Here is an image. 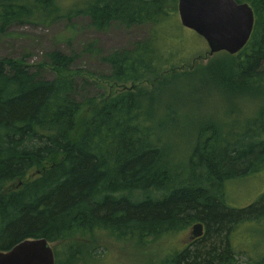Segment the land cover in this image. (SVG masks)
<instances>
[{"label":"trees","instance_id":"trees-1","mask_svg":"<svg viewBox=\"0 0 264 264\" xmlns=\"http://www.w3.org/2000/svg\"><path fill=\"white\" fill-rule=\"evenodd\" d=\"M236 1L255 14L249 43L197 67L192 55L184 58L188 51L173 61V41L166 37L171 23L182 26L178 0H73L67 8L62 0H0V36L15 25L62 21L72 31L81 17L97 32L152 26L148 40L128 49L105 54L97 42L84 47L111 69L100 77L103 87L143 84L113 97L80 98L84 73L72 68L82 53L53 50L36 68L0 59V250L45 238L64 243L65 253L54 249L56 264H98L89 244L99 231L136 240L198 221L204 234L193 242L201 245L159 264H241L233 238L244 223L264 231V193L235 209L228 206L227 187L264 172V105L250 118L256 103L264 104V0ZM45 67L58 76L45 78ZM191 73L211 95L232 104L250 100L249 120L241 124L240 109L224 105L234 114L231 123L209 114L195 134L180 140L175 100L205 94L185 80ZM209 238H222L224 248L216 246L202 260ZM258 255L246 264H264V253Z\"/></svg>","mask_w":264,"mask_h":264},{"label":"rangeland","instance_id":"rangeland-1","mask_svg":"<svg viewBox=\"0 0 264 264\" xmlns=\"http://www.w3.org/2000/svg\"><path fill=\"white\" fill-rule=\"evenodd\" d=\"M72 1L62 0V6L67 8ZM176 15L181 24L178 11ZM171 24L173 29L168 30L166 37L173 41L172 50L175 51L174 54L177 56L174 57L173 61L183 56V53L180 52L188 51L189 54L184 56V58L189 59L192 55L191 59L194 58L193 61H197L194 66L203 67L211 59L219 55L218 53L217 55H210V49L206 41L194 31L184 28L175 22ZM71 25L74 26L72 31L67 29L69 24L66 21L51 27L15 25L10 28L8 35L0 36V59L11 58L17 61H24L31 67L36 68L44 62L45 56L53 50H60L68 55L76 52L82 53L72 68L84 73L82 75L84 79H79L78 81L79 85L84 87L80 91L81 99L93 96L99 97L102 94L107 97H113L129 90L138 91L143 87V84H128L126 87L115 85L103 87L100 84V77L101 75L109 74L111 72L110 67L102 63L99 57L84 53L83 50L91 42H97V47L105 54L131 48L135 43L150 38L152 33L151 25L136 26L129 29L114 25L108 31L97 32L90 28L89 19L86 17L75 19ZM159 32L160 35H163L161 29H159ZM43 76L47 79H54L58 74L54 73L51 68L45 67ZM72 76H75V74L69 75V77ZM185 80L194 84L196 88L201 85V89L205 94L181 95L175 100V107L179 111L178 124L175 125V128L178 131L180 140H183L191 132L195 134L199 122H205L209 114H214L216 117L222 115L228 123H231L234 114L225 111L226 105L240 109L239 116L241 115V118L238 116V120L241 124L249 120L250 100H246V102L240 100L232 104L229 103L230 99H225L222 95H216L215 93L211 95L209 93L211 89L204 88L205 86L200 81H197L195 73L188 75ZM147 87L150 88L151 85L147 84ZM203 99L207 102L204 107L202 106L205 102ZM191 101L192 104L190 105ZM263 105V103H256L250 118L257 116ZM162 122L164 120L161 118L160 123ZM180 151L184 153L186 150L184 151V148L181 147ZM234 182H231L227 187V191L231 189L227 195V203L229 204L227 205L232 208L246 207L254 203L264 193V172L259 176H250L247 180L239 181L235 185H233ZM197 223L200 222H191L190 225H186L182 229H172L169 232L162 233L159 237L157 235L147 238L141 236L140 238L135 237L139 238L136 240L132 236H119L115 232L102 230L96 235V242L89 245L97 249L95 263L98 264H159L163 263V260L168 256L172 258L175 254L181 253L188 248L193 247L192 249H195V245H201L203 241H200L201 243L198 241V243L194 244L190 238L192 228ZM204 241L206 242L203 243L204 246L201 248L204 250L200 249L202 260L209 257L216 246L220 248V252L223 251L225 241L223 242L222 238L219 243H217V239L213 238ZM233 242L232 245L236 244L238 246L236 257L241 264L250 263V261L258 258V254L264 253V231L257 228L254 223H244L239 226ZM51 245L54 249L65 253L63 242H55L51 243ZM63 253H61L62 256Z\"/></svg>","mask_w":264,"mask_h":264},{"label":"water","instance_id":"water-1","mask_svg":"<svg viewBox=\"0 0 264 264\" xmlns=\"http://www.w3.org/2000/svg\"><path fill=\"white\" fill-rule=\"evenodd\" d=\"M178 14L184 28L202 37L210 55H236L249 43L255 14L248 3L236 0H178ZM192 239L204 234V225L195 224ZM0 264H56L51 243L45 238L27 239L8 251L0 250Z\"/></svg>","mask_w":264,"mask_h":264},{"label":"bare ground","instance_id":"bare-ground-1","mask_svg":"<svg viewBox=\"0 0 264 264\" xmlns=\"http://www.w3.org/2000/svg\"><path fill=\"white\" fill-rule=\"evenodd\" d=\"M251 89V88H250ZM194 241V240H193Z\"/></svg>","mask_w":264,"mask_h":264},{"label":"flooded vegetation","instance_id":"flooded-vegetation-1","mask_svg":"<svg viewBox=\"0 0 264 264\" xmlns=\"http://www.w3.org/2000/svg\"><path fill=\"white\" fill-rule=\"evenodd\" d=\"M191 238V237H190Z\"/></svg>","mask_w":264,"mask_h":264}]
</instances>
